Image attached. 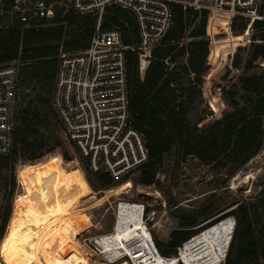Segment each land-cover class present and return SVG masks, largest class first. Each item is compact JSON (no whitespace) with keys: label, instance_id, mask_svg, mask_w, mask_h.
Returning a JSON list of instances; mask_svg holds the SVG:
<instances>
[{"label":"trees","instance_id":"16d2710c","mask_svg":"<svg viewBox=\"0 0 264 264\" xmlns=\"http://www.w3.org/2000/svg\"><path fill=\"white\" fill-rule=\"evenodd\" d=\"M208 19L207 12L200 14L192 8L175 4L172 27L163 41L150 50L149 64L142 74L139 54L135 50L139 44V34L134 14L113 9L104 17L105 28L121 26L125 44L130 47L127 51L130 111L132 126L144 135L148 148V162L140 169V182L146 186L157 183L164 157L171 151L175 152L174 175L186 158L195 157L202 164L218 166L219 170L226 171L227 178H231L264 147V73L249 75L254 62L259 58L264 59V43L254 47L246 69L239 78V85L233 91H227L223 82L230 70L220 77L224 72L222 66L208 62ZM96 25L95 16H83L69 10L60 12L51 25L30 28L16 25L0 30V64L18 60L16 102L22 99L17 114L14 108L13 154L0 157V162L2 167H7L10 159L14 160L18 155L17 145H22V149L29 154L27 159L38 162L24 167L26 171L33 172L21 178L23 186L32 183L34 175L66 173L65 167L74 164L53 157L57 153V143L53 147L49 145L53 138L59 141L60 136H56V128L48 130L50 135L46 132L49 113L45 106L52 104L61 54H74L88 49ZM244 29L245 26L241 27V32ZM215 30L216 23L211 20L208 34L214 35ZM233 30H238L235 25ZM253 31L258 32L264 41V23L256 22ZM226 33L228 35L223 41L216 42L213 38L210 59L226 54L228 44L232 45L236 40L232 33ZM183 57L187 58L186 64L177 66L178 60ZM240 65V59L237 58L233 67L239 69ZM33 86H38L37 94L30 100L31 95L27 91ZM217 90L228 97L231 112L216 119L214 112H205L200 119L202 131L192 129L188 114L196 100L205 93L216 94ZM54 113L56 122L63 127ZM46 148L49 149L43 153ZM46 156H52L51 160L42 162ZM64 158L70 161L68 155ZM95 175L101 185L110 186L113 183L107 173ZM14 191L15 182L8 191L3 227L8 224L12 213L11 198ZM44 196L47 202L62 201L67 196L74 200L69 192L62 190L45 193ZM74 207L77 209L75 201ZM34 211L35 206L31 209L17 208L11 219L18 220ZM231 215L236 226L223 264H264V192L255 201L238 205ZM201 216L202 210L178 214L180 229L171 232L169 242L155 240L160 253L165 257L176 256L177 249L196 236L197 231L192 228ZM214 224L212 222L209 227ZM12 232L7 233L4 239L9 238ZM9 252L10 248L6 246L2 255L6 256ZM13 260L8 258L4 263L9 264Z\"/></svg>","mask_w":264,"mask_h":264},{"label":"built area","instance_id":"2783aa9c","mask_svg":"<svg viewBox=\"0 0 264 264\" xmlns=\"http://www.w3.org/2000/svg\"><path fill=\"white\" fill-rule=\"evenodd\" d=\"M175 4L200 14L207 12V30L215 18H221L219 25L230 33L234 25L240 33H251L256 22L264 23V0H0V30L16 25L24 28L51 25L60 12L69 10L97 18L89 48L61 54L52 100L79 159L87 162L94 174L107 173L113 180H119L139 171L149 159L144 135L132 126L127 69L130 47L125 44L121 26L105 28L104 17L113 9L134 14L139 34L135 50L143 71L149 64L150 50L163 41L172 27ZM17 93L18 60L0 64V157L11 156L15 148ZM75 161L79 164L78 159ZM7 200L8 188L0 184V221ZM129 212L131 220L141 221L145 231L131 232L133 226L126 219ZM116 214L112 233L96 236L87 244L96 249L101 264H159L169 260L157 248L143 202L120 201ZM106 241L111 244L110 249L105 247ZM187 242L173 257L179 259ZM226 256L227 253L224 261Z\"/></svg>","mask_w":264,"mask_h":264},{"label":"rangeland","instance_id":"374dc122","mask_svg":"<svg viewBox=\"0 0 264 264\" xmlns=\"http://www.w3.org/2000/svg\"><path fill=\"white\" fill-rule=\"evenodd\" d=\"M220 20L221 18L214 20L216 33L212 37L209 36L208 30L206 31L210 44L208 62L211 65L222 66L224 72L220 77L225 75L226 70H230L223 85L227 91H233L239 85V78L246 69L247 61L251 57L254 47L263 44L264 41L261 40L258 32L240 33L233 31L231 32L232 37L236 40L232 45L228 44V52L223 53L219 58L210 59L212 39L220 42L225 40L228 35L226 28L219 25ZM237 58L240 59L241 63L239 69L233 67ZM186 61V57L181 58L178 60L177 66L185 65ZM145 70L146 68L141 72L144 74ZM263 73L264 59L259 58L254 62L249 75H261ZM37 89L38 86H33L27 91L31 95L30 100L36 96ZM21 101L22 99H19L16 102V114L21 109ZM45 108L48 109L49 113L46 132L56 128L58 133L56 136H60L59 141L53 138L49 145V147H53L57 143L55 147L57 153L53 157L60 158L64 163L73 162L74 164L65 167L68 171L66 173L32 175L34 177L33 182L23 186L20 182L21 178L33 172L26 171L24 167L38 162H31L27 159L29 154L22 149V145H17L18 155L14 160L10 159V164L7 167H2L0 162V184L5 185L9 191L15 182V191L11 198L12 213L17 208L31 209L35 206L33 213L22 216L18 220L11 219V213L5 227H3L2 217L0 221V264H5L4 261L8 258L9 260L14 258L9 264H21V258L16 248L4 243V236L7 233L21 232L43 223L48 225L55 236L61 235L67 229L75 230L78 233V242L82 246V250L87 251V257L89 256L88 258L94 264H101L96 249L87 244L96 236L112 233L116 222L117 206L120 201L143 202L146 205L148 225L152 230L154 239L168 243L171 232L180 229L178 214L202 210L201 218L197 225L192 228L197 231V236L210 228L209 225L212 222L218 224L227 217L234 219L231 213L238 205L255 201L264 192V147L231 178H227L226 171L219 170L218 166L202 164L195 157L186 158L179 165V169L174 175L175 152L171 151L164 157L155 185L146 186L142 184L140 182V170L119 180H113L110 186L101 185L96 175L88 168L87 162L79 159L78 151L70 143L63 127L56 122L52 104L48 107L46 105ZM210 111L214 112L215 119L231 112L229 99L222 95L220 90H217V93L213 95L205 93L196 100L188 114L191 128L202 131L203 126L200 119L205 112L208 114ZM48 134L50 135L49 132ZM48 149L46 148L43 153H46ZM66 155L69 156L70 161L64 158ZM50 157L52 156H46L42 162L51 160ZM76 159L79 160V164L76 163ZM68 174L71 175L69 179ZM56 190L69 192L74 200L67 196L62 201L47 202L45 193ZM114 190L117 191L116 197L108 195L109 192L116 193ZM74 201L77 209L74 207ZM230 223L232 224L231 221ZM2 228H4L3 231H1ZM233 229L235 230V228ZM6 246L10 248L11 252L3 256V249ZM122 263L127 264L126 262ZM223 263L224 260L221 264Z\"/></svg>","mask_w":264,"mask_h":264},{"label":"bare ground","instance_id":"6f19581e","mask_svg":"<svg viewBox=\"0 0 264 264\" xmlns=\"http://www.w3.org/2000/svg\"><path fill=\"white\" fill-rule=\"evenodd\" d=\"M109 194L116 197L117 191L116 193L109 192ZM126 219L127 223L133 226L130 227L131 232L136 233L138 229L145 231V226L141 221L131 220L130 212ZM225 220L187 242L181 249L179 259L172 257L159 264H221L229 248L233 228H235L234 219ZM4 243L16 248L21 264H94L88 258L89 256L87 257V251L82 250L78 242V233L73 229H67L61 235L55 236L48 225L43 223L21 232H13ZM105 247L110 249L111 244L106 241Z\"/></svg>","mask_w":264,"mask_h":264}]
</instances>
